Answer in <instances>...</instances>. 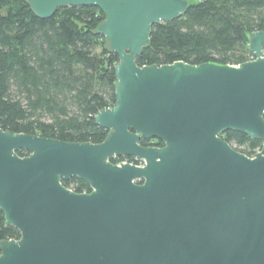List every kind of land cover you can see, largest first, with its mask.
Instances as JSON below:
<instances>
[{"label": "water", "instance_id": "95a60500", "mask_svg": "<svg viewBox=\"0 0 264 264\" xmlns=\"http://www.w3.org/2000/svg\"><path fill=\"white\" fill-rule=\"evenodd\" d=\"M27 2L42 19L69 5L105 13L97 32L119 56L116 104L95 115L109 132L98 143L0 126V210L21 235L0 241V264H264V30L238 65L141 66L152 26L189 0ZM230 130L262 149L240 152ZM77 177L92 191L65 185Z\"/></svg>", "mask_w": 264, "mask_h": 264}, {"label": "trees", "instance_id": "16d2710c", "mask_svg": "<svg viewBox=\"0 0 264 264\" xmlns=\"http://www.w3.org/2000/svg\"><path fill=\"white\" fill-rule=\"evenodd\" d=\"M106 15L95 6H62L42 19L27 0H0V126L5 130L70 142L98 143L108 130L95 121L101 109L116 104L118 54L97 32ZM264 30V0H189L178 17L152 26L137 64L175 61L224 64L249 61V34ZM234 148L253 156L262 142L233 130L222 134ZM143 145L163 146L157 139ZM19 155L29 152L21 149ZM140 163L131 156L113 159ZM138 182L142 183V180ZM66 186L76 192L92 187L81 178ZM0 210V241L20 238Z\"/></svg>", "mask_w": 264, "mask_h": 264}, {"label": "flooded vegetation", "instance_id": "af4514ba", "mask_svg": "<svg viewBox=\"0 0 264 264\" xmlns=\"http://www.w3.org/2000/svg\"><path fill=\"white\" fill-rule=\"evenodd\" d=\"M153 139H155V138H153ZM153 139H149V140H153ZM121 157V156H120ZM120 157H117V158H120ZM133 157H135V156H133ZM117 158H115V159H117ZM136 158V157H135ZM136 159H138V160H140V165H143V161L141 160V159H139V158H136ZM121 161H125V160H121ZM118 163H121V162H118ZM71 180V179H70ZM69 187V186H68ZM69 188H71V187H69ZM73 189V188H72ZM92 191V190H91ZM90 192V191H89ZM89 192H87V193H89Z\"/></svg>", "mask_w": 264, "mask_h": 264}, {"label": "built area", "instance_id": "2783aa9c", "mask_svg": "<svg viewBox=\"0 0 264 264\" xmlns=\"http://www.w3.org/2000/svg\"><path fill=\"white\" fill-rule=\"evenodd\" d=\"M253 58H254V55H252L250 59H253ZM260 150H261V149H257L256 152H258V151H260ZM253 155H255V154H253ZM251 157H253V156H251Z\"/></svg>", "mask_w": 264, "mask_h": 264}, {"label": "rangeland", "instance_id": "374dc122", "mask_svg": "<svg viewBox=\"0 0 264 264\" xmlns=\"http://www.w3.org/2000/svg\"><path fill=\"white\" fill-rule=\"evenodd\" d=\"M191 1H193V0H191Z\"/></svg>", "mask_w": 264, "mask_h": 264}]
</instances>
